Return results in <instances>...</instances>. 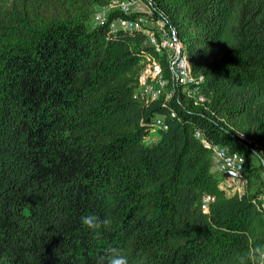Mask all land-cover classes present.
I'll return each instance as SVG.
<instances>
[{"label": "trees", "instance_id": "1", "mask_svg": "<svg viewBox=\"0 0 264 264\" xmlns=\"http://www.w3.org/2000/svg\"><path fill=\"white\" fill-rule=\"evenodd\" d=\"M108 1L0 0V264H98L113 247L129 264H230L264 244V0H154L205 76L211 110L180 118L134 98L144 37L91 27ZM198 129L244 155L245 194ZM90 214L113 223L95 236Z\"/></svg>", "mask_w": 264, "mask_h": 264}, {"label": "built area", "instance_id": "2", "mask_svg": "<svg viewBox=\"0 0 264 264\" xmlns=\"http://www.w3.org/2000/svg\"><path fill=\"white\" fill-rule=\"evenodd\" d=\"M90 25L104 27L109 35L125 31L137 32L138 36L144 37V47L139 52L141 58L137 88L134 91V98L139 103L149 105L154 101L160 102L169 111V115L175 118H180L179 110L191 112V106L211 110L204 91L205 76L193 71L185 41L154 0H109L98 4L92 13ZM156 128H169L166 115L155 117L151 133ZM195 136L218 158L217 171L223 175L224 180L230 182L233 193L245 194L248 191V178L245 174L244 155L232 152L227 146L207 138L199 129L195 131ZM237 137L241 141H248L243 133H238ZM261 158L264 163V149ZM214 200L212 194H204L201 199L202 209L208 212ZM255 203L264 214V190L255 199Z\"/></svg>", "mask_w": 264, "mask_h": 264}, {"label": "clouds", "instance_id": "3", "mask_svg": "<svg viewBox=\"0 0 264 264\" xmlns=\"http://www.w3.org/2000/svg\"><path fill=\"white\" fill-rule=\"evenodd\" d=\"M81 222L92 230L95 236H99L100 230L110 227L113 220L111 217L101 218L90 214L83 216ZM98 264H129V254L119 248H108L99 258ZM230 264H264V244L254 246L247 251L234 253Z\"/></svg>", "mask_w": 264, "mask_h": 264}, {"label": "rangeland", "instance_id": "4", "mask_svg": "<svg viewBox=\"0 0 264 264\" xmlns=\"http://www.w3.org/2000/svg\"><path fill=\"white\" fill-rule=\"evenodd\" d=\"M150 136H151V137H149V138L146 140L147 143H152V142H154L156 139L159 138L160 134H159L158 129L156 128V129L151 133ZM217 170H218V158H217L215 155H213V166H212V171H215V172L219 173ZM222 185H223V187L225 188V190H226V192H227L228 194H232V193H233V188L230 187V182H229L228 180H226V179L224 180V179H223V181H222Z\"/></svg>", "mask_w": 264, "mask_h": 264}]
</instances>
